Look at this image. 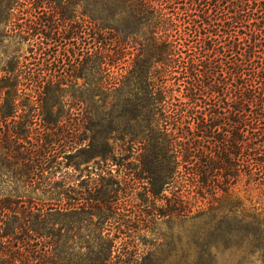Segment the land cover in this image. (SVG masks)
I'll return each mask as SVG.
<instances>
[{"label": "trees", "instance_id": "obj_1", "mask_svg": "<svg viewBox=\"0 0 264 264\" xmlns=\"http://www.w3.org/2000/svg\"><path fill=\"white\" fill-rule=\"evenodd\" d=\"M0 8L5 22L15 11L29 17L42 37L31 61L0 67V169L57 190L55 203L28 205L15 189L0 194V264H122L103 236L112 197L84 210L99 222L82 254L81 195L55 177L58 154L67 160L78 142L107 157L126 136L140 147L149 222L203 221L200 263L215 264L218 248L229 264L234 256L251 264L258 232L264 240V0H0ZM120 59L127 65L112 72Z\"/></svg>", "mask_w": 264, "mask_h": 264}, {"label": "rangeland", "instance_id": "obj_2", "mask_svg": "<svg viewBox=\"0 0 264 264\" xmlns=\"http://www.w3.org/2000/svg\"><path fill=\"white\" fill-rule=\"evenodd\" d=\"M88 10H93V6H90ZM1 11L2 8H0V16ZM28 20L29 17L18 14L17 11L13 12L10 20L6 22L0 17V67L10 60L23 61L27 59L31 61L33 58L32 54H35V49L42 41V37L34 36L36 31ZM41 30L38 29L39 32ZM122 54L124 60L128 59L124 53ZM127 63L120 59L115 62V67L111 71L115 72L117 68L124 67ZM129 140L130 138L127 136L121 142L113 143L112 140L110 144L113 145V148L110 149V154L107 157H102L99 152L97 155L96 151L93 154L92 151L86 150V143L82 142L77 143L75 150L66 152L67 160L63 155L58 154L59 158L57 157L56 162L61 165L59 166L60 171L55 177L57 182L63 180L65 187L69 186L81 195L79 203L83 213L78 236L74 238L80 247V253L85 254V247L92 245L91 240L93 241V236L97 234V222H99L96 215L87 217L84 210L89 202L94 205L96 198L103 194L112 197V208L108 215L113 216L112 218H122L127 222V225H121L120 222H114L110 218L105 224L103 232V236L114 239L112 257L119 256L120 263H127L128 259L130 264H207L206 260L200 263L202 251L209 238L205 222L178 223L172 219L161 222L155 218L149 222V218L144 212L147 209L144 202V184L147 183L140 179L142 157L139 151L140 147H138V143L132 144ZM26 159H29V164L40 160L39 157H27ZM66 164L68 167L65 168ZM11 180L0 169V194H8L15 189L17 196L20 197L18 198L20 203L24 205L36 200L55 203L52 200L57 199L56 189L48 190V187H37L36 183L22 184ZM174 191L175 188L172 186L166 193L168 199ZM87 193H89L91 201L86 200ZM161 200L160 198H148V202H154L156 207L162 206L164 202ZM93 214L95 213L93 212ZM70 236L69 233L66 234V237ZM119 253L122 255H118ZM263 256L264 240L260 231L256 237V252L251 258V264H264ZM247 262L239 256H234L231 264H247ZM215 264H229L227 256L218 248Z\"/></svg>", "mask_w": 264, "mask_h": 264}]
</instances>
